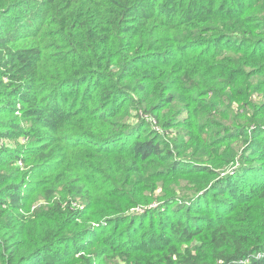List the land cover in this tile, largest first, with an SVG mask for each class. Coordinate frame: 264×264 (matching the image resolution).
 Masks as SVG:
<instances>
[{
	"label": "trees",
	"instance_id": "16d2710c",
	"mask_svg": "<svg viewBox=\"0 0 264 264\" xmlns=\"http://www.w3.org/2000/svg\"><path fill=\"white\" fill-rule=\"evenodd\" d=\"M0 264H264V0H0Z\"/></svg>",
	"mask_w": 264,
	"mask_h": 264
},
{
	"label": "rangeland",
	"instance_id": "374dc122",
	"mask_svg": "<svg viewBox=\"0 0 264 264\" xmlns=\"http://www.w3.org/2000/svg\"><path fill=\"white\" fill-rule=\"evenodd\" d=\"M240 182V180L239 181H237V184ZM137 211V213H141V210H136Z\"/></svg>",
	"mask_w": 264,
	"mask_h": 264
}]
</instances>
